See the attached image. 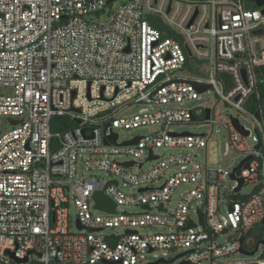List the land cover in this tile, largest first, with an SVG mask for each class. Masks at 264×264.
<instances>
[{
  "label": "built area",
  "instance_id": "built-area-1",
  "mask_svg": "<svg viewBox=\"0 0 264 264\" xmlns=\"http://www.w3.org/2000/svg\"><path fill=\"white\" fill-rule=\"evenodd\" d=\"M118 1L0 0V264H264L258 250L229 258L254 249L264 220V110L247 111L264 67V5ZM184 69L197 77L174 74ZM211 91L216 105L185 107ZM58 117L73 127L52 131ZM200 122L225 138L223 157L241 155L238 171L201 166L192 151L206 149L205 134L170 130ZM140 127L152 131L119 141L117 130ZM95 193L116 212L96 209Z\"/></svg>",
  "mask_w": 264,
  "mask_h": 264
},
{
  "label": "rangeland",
  "instance_id": "rangeland-1",
  "mask_svg": "<svg viewBox=\"0 0 264 264\" xmlns=\"http://www.w3.org/2000/svg\"><path fill=\"white\" fill-rule=\"evenodd\" d=\"M124 0H119V3H122ZM243 5L247 6L246 0L243 1ZM111 7V6H110ZM108 7V8H110ZM108 10H105V13ZM202 68H205V65H202ZM176 76H180L186 79H195L197 75L192 74L189 72L187 69H184L183 71H176L174 73ZM218 103V98L214 93L211 91L210 93L204 95V97L199 100V101H191L186 103L185 107L187 109H195L197 108H210L211 106H214ZM219 107H221V104H218ZM140 107H132V109L129 111V114H134L136 113ZM248 112H251L250 109H247ZM249 114V113H248ZM247 113L243 112H237L235 113V116L238 117V120L242 126H244L246 129L253 131L254 129V121L251 119V117ZM170 130L176 133H182V132H188L190 134H205L206 139H207V147L206 149H196L192 151V154L197 157V161L201 166H207V168H221L224 169L225 171H229L241 162L242 157L239 154L231 153L228 157H223V151H224V145H225V138L221 135H217L215 133L211 132L210 127L203 125L202 122L200 123H189V124H177L173 125L170 127ZM152 131L150 127H140L138 129L134 130H124V129H119L116 131L119 135V141H125L128 139H131L132 137H142L147 134H149ZM177 152H180L179 149H157L155 151L156 154L166 157L171 154H175ZM119 162L123 161H129L130 158L128 157H117L116 158ZM151 166L150 163H146L144 165V168H148ZM100 178L104 179L105 181L110 180L111 178L109 176H106L105 174H100ZM160 183H157L155 186H158ZM228 187H231L233 184L230 182H227ZM183 187L182 191L185 190ZM251 187L250 186H244L242 188V194H247L250 191ZM182 191H178L177 193L174 194L172 197L171 203L169 204V209L173 210L174 206L176 205L180 194ZM123 211L131 214V213H139L140 209L137 207H123L121 208ZM222 210V214H224ZM95 215H99L101 213H98L97 211H94ZM70 217L73 221V226L71 228L72 233H76V228L74 226V220H75V210L73 208L70 209ZM191 216L195 218L194 214L192 213ZM139 233L141 235H148V234H154V233H161L165 232L161 228H140ZM108 232V231H106ZM264 236V224H259L256 226V228L253 230L251 233V237L255 239V242L260 241ZM264 253V246L260 245L258 249V253ZM170 258L174 257V253H171L170 255L168 254ZM231 261H246L250 259V257H247L245 255L241 254H233L230 257ZM154 259L151 256H147L145 262H152ZM144 262V263H145Z\"/></svg>",
  "mask_w": 264,
  "mask_h": 264
},
{
  "label": "water",
  "instance_id": "water-1",
  "mask_svg": "<svg viewBox=\"0 0 264 264\" xmlns=\"http://www.w3.org/2000/svg\"><path fill=\"white\" fill-rule=\"evenodd\" d=\"M110 1H112V0H110ZM246 2H247V4H252L255 8H260L264 5V0H246ZM204 90H206L204 87H200V86L198 87L199 92H203ZM208 116H209V111L206 112V119H208ZM255 116L258 118L259 117L258 113H256ZM233 122H234L236 128L242 132V128H240L238 126L237 121L233 120ZM82 133L84 134V130L82 131ZM245 134H247V133H245ZM116 139H117V135L114 134L111 137L107 138L105 142L114 145V144H116ZM136 142H137V139H135L131 142L124 143L123 145H132V144H135ZM258 148H259V145L256 146V149H258ZM131 164L132 163H127L126 165L129 166ZM244 167H247V164H245ZM239 168H240V166L235 168L234 172L238 171ZM234 172L231 174L232 179L235 178ZM238 182H239V186L237 187V191L240 189V186L243 183L241 179H238ZM93 200L95 202V208L96 209L104 211V212H108V213H115L116 212L115 211L116 204L114 202H112L108 197L103 195L102 193H95L93 195ZM145 209L148 210V207H145ZM198 214H199V223L201 225H203V215L200 211H198ZM262 223L264 224V220ZM190 226H192V224H190ZM128 233H132V231H128ZM260 244H262L264 246V240L258 241L252 251L248 252L244 248H241L240 253H242L246 256H253L255 254V252L258 250ZM160 262L164 263V261H160ZM150 264H154V263H150Z\"/></svg>",
  "mask_w": 264,
  "mask_h": 264
},
{
  "label": "trees",
  "instance_id": "trees-1",
  "mask_svg": "<svg viewBox=\"0 0 264 264\" xmlns=\"http://www.w3.org/2000/svg\"><path fill=\"white\" fill-rule=\"evenodd\" d=\"M247 8H254L252 4H247ZM249 109L252 112H256L258 110H264V67L258 69V81L256 92L251 97L249 101ZM73 127V124H67V119L65 117H58L53 120L52 131H64Z\"/></svg>",
  "mask_w": 264,
  "mask_h": 264
}]
</instances>
